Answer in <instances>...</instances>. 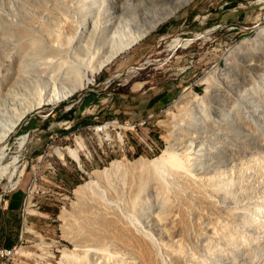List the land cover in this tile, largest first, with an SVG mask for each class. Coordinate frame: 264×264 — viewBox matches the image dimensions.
I'll return each instance as SVG.
<instances>
[{
    "label": "rangeland",
    "instance_id": "1",
    "mask_svg": "<svg viewBox=\"0 0 264 264\" xmlns=\"http://www.w3.org/2000/svg\"><path fill=\"white\" fill-rule=\"evenodd\" d=\"M95 1L0 0V89L9 87L17 95L31 96L64 84L78 68L85 66L92 50L98 45L106 46L110 36L105 33L102 36L98 30L90 38L85 36L89 42L81 45L65 30L62 21L69 17L80 23L85 15L96 12ZM52 6L58 15L46 13L45 8ZM11 18L30 26L45 21L46 30L37 26L33 29L41 35L38 48L29 39L33 35L17 34L14 25L8 24ZM261 26H264V0H190L139 42L104 65L86 87L64 100L42 102L26 112L3 143L6 153L1 166L9 165L8 169L0 170V264L55 263L62 255V247H71L61 237L60 213L63 209L71 210L74 190L79 183L95 179L93 170L115 159L111 155L102 162L100 158L104 154L93 152L90 160L82 158L83 167H80L73 158H67L69 153L65 147L75 143L72 128L112 114L126 117L132 109L141 114L153 112L149 126L165 138L161 150L143 156L152 158L160 154L170 143L173 133L181 138L180 145L191 151L202 166L209 140L218 138L227 150L222 167H227L230 176L241 177L243 192L228 193L224 199L216 197L227 199L221 203L236 215L230 233L224 238V235L212 237L195 232L197 235L185 238L180 249L188 260L186 264H264V218L256 214L258 203L264 198V69L253 70L245 65L234 72L231 69L237 62L241 63L240 48L236 46L240 40L249 38L243 41L245 47L250 46L246 53L257 59ZM174 36H180L181 42L170 47L169 41ZM52 47L56 50H51ZM226 52L232 63L227 66V74L250 78L247 84L239 81L237 104L241 110L238 112L221 105L219 94L213 91L214 87L218 88L215 82L201 79L209 72L219 81L217 73L226 66ZM187 87L198 98L209 91L208 98L199 104L186 101V98L177 103L176 98ZM86 96H90V100L83 103ZM149 96H155L156 100L164 97L160 109L123 107L132 100ZM6 110L8 107L0 102V114ZM65 120L75 125L66 128L68 122ZM23 133H28L29 137L19 149L17 141ZM57 146L63 148L66 163L55 152ZM15 154L18 155L17 169L11 176L9 167ZM128 157L122 158L139 156L129 154ZM194 165L193 160H186L190 172L198 171ZM160 174L170 184L168 172L164 169ZM13 182L16 185L11 187ZM137 218H142V223L148 219V214L140 211ZM150 230L155 239L160 240L159 234ZM42 238L51 245L42 243L43 246ZM41 248L48 250L44 258L36 256L42 252Z\"/></svg>",
    "mask_w": 264,
    "mask_h": 264
},
{
    "label": "bare ground",
    "instance_id": "2",
    "mask_svg": "<svg viewBox=\"0 0 264 264\" xmlns=\"http://www.w3.org/2000/svg\"><path fill=\"white\" fill-rule=\"evenodd\" d=\"M189 1L96 0V12L85 15L80 23L65 17L62 21L63 27L72 34L71 36L76 37L81 45L89 42V36L98 30L102 36L105 33L110 39L104 47L98 45L95 51L90 48L93 53L85 57L86 65L75 70L69 80H65L60 86L54 85L47 91H38L31 96H20L19 92L17 95L9 87L0 89V102H4L8 107L6 113L0 114V170L8 169L9 165L5 163L1 166V159L6 153V146L3 143L15 131L26 112L40 106L42 102L64 100L75 91L86 87L104 65L139 42ZM45 11L51 16L58 15L54 6L46 7ZM15 21L13 18L8 19V24L14 25L17 34L23 33L21 36L33 35L29 39L31 44H36L38 48L41 35L35 33L33 29L37 26L42 31L46 30L45 21L32 26ZM258 30L260 40L257 45L260 50L256 55L254 53L257 59L246 53L250 46L245 47L243 41L249 38L240 40L236 46L240 48L238 51L241 63L237 62L231 68L233 72L241 65L253 70L264 69V26ZM85 36L88 37L86 40ZM180 42L181 37L174 36L169 41V46H177ZM51 50L56 48L52 47ZM232 50L233 47L229 51ZM225 62V68L218 70L217 73L219 81L214 80L209 72L201 79L211 80L213 84L215 82L218 88L214 87L213 91L217 96L219 94L221 105L238 112L241 110L237 104V97L240 95L238 84L240 82L247 84L250 78L227 74V66L232 65L227 59V52ZM208 92L198 98L193 90L187 87L176 98V102L179 103L186 98V101H196L199 104L208 98ZM177 136L170 134V143L155 157L141 155L135 159L115 158L107 166L93 170L95 179L79 183L74 190L75 199L72 201L71 210L63 209L60 213L61 237L67 240L71 247H62L60 259L47 264H186L188 260L181 251L182 248L180 249L185 238H192L197 233L212 237L224 235L226 238L231 226L234 225L236 215L221 203L227 202V199L219 200L216 197L224 199L228 193L243 192L245 189L241 187V177L230 176L227 167H222L221 161L223 157H227V150L218 138L209 140L210 145L206 146L207 149L203 153L205 164L199 166V161L197 162L196 157L184 145H180L181 138L179 136L176 138ZM28 137V133L18 137L19 149L24 147ZM83 146L82 140H77L76 146L65 147L68 155L80 167H83V163L79 148ZM54 150L62 161L66 162L63 148L57 146ZM17 159L18 155H13L9 167L11 176L17 169L15 164ZM186 160L188 162L193 160L194 168L198 171L190 172ZM164 169L169 174L170 184L160 174ZM15 185L16 182H13L11 187ZM28 195L29 200L31 193ZM140 211L148 214V219H144L142 223L140 220L143 217L137 218ZM256 214L264 218V198L259 201ZM150 229L159 234L160 240L155 239ZM41 240V244L51 245L43 238ZM43 250L36 256L44 258L48 250ZM38 261L40 263L43 259Z\"/></svg>",
    "mask_w": 264,
    "mask_h": 264
},
{
    "label": "built area",
    "instance_id": "3",
    "mask_svg": "<svg viewBox=\"0 0 264 264\" xmlns=\"http://www.w3.org/2000/svg\"><path fill=\"white\" fill-rule=\"evenodd\" d=\"M71 105L67 107L70 108ZM152 117H154L153 112L141 114L137 109H132L126 117L112 114L75 127L71 120L64 122H68L65 125L66 128L73 127L72 133L75 136L73 146L77 145V138L82 139L84 146L79 148L82 158L90 160L93 152L94 154L103 153L104 157L100 160L105 162L111 155H114V158H118V155L121 158H129V154L140 156L161 150L165 138L161 133L153 132V128L149 126ZM139 148L140 152H138ZM67 158L72 159L70 155H67Z\"/></svg>",
    "mask_w": 264,
    "mask_h": 264
},
{
    "label": "crops",
    "instance_id": "4",
    "mask_svg": "<svg viewBox=\"0 0 264 264\" xmlns=\"http://www.w3.org/2000/svg\"><path fill=\"white\" fill-rule=\"evenodd\" d=\"M164 99V97L159 98V100H156V97L154 96H149L147 98H138L137 100H132L130 101L127 105H124L123 107L125 108H139L141 110H158L161 107V102ZM127 110H124V112H127ZM116 110L113 111L115 113Z\"/></svg>",
    "mask_w": 264,
    "mask_h": 264
},
{
    "label": "trees",
    "instance_id": "5",
    "mask_svg": "<svg viewBox=\"0 0 264 264\" xmlns=\"http://www.w3.org/2000/svg\"><path fill=\"white\" fill-rule=\"evenodd\" d=\"M89 100H90V96H86V97L84 98L83 103H87V102H89Z\"/></svg>",
    "mask_w": 264,
    "mask_h": 264
}]
</instances>
